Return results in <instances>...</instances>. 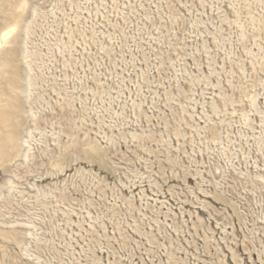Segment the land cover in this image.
I'll list each match as a JSON object with an SVG mask.
<instances>
[{"label": "rangeland", "instance_id": "rangeland-1", "mask_svg": "<svg viewBox=\"0 0 264 264\" xmlns=\"http://www.w3.org/2000/svg\"><path fill=\"white\" fill-rule=\"evenodd\" d=\"M6 27L0 264H264V0H0Z\"/></svg>", "mask_w": 264, "mask_h": 264}, {"label": "bare ground", "instance_id": "bare-ground-1", "mask_svg": "<svg viewBox=\"0 0 264 264\" xmlns=\"http://www.w3.org/2000/svg\"><path fill=\"white\" fill-rule=\"evenodd\" d=\"M14 29V27H6L0 32V49L9 43ZM6 66H8L6 60L0 62V69H5ZM1 95L4 94H0V165H3L9 161L12 150L17 147V141L14 132L16 114L13 108L15 104L10 98Z\"/></svg>", "mask_w": 264, "mask_h": 264}]
</instances>
